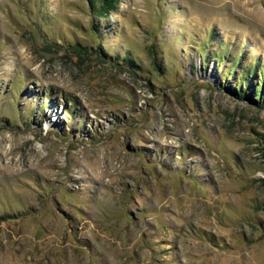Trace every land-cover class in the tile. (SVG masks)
<instances>
[{
    "label": "rangeland",
    "instance_id": "1",
    "mask_svg": "<svg viewBox=\"0 0 264 264\" xmlns=\"http://www.w3.org/2000/svg\"><path fill=\"white\" fill-rule=\"evenodd\" d=\"M206 43L264 60V0H0V264H264V102Z\"/></svg>",
    "mask_w": 264,
    "mask_h": 264
},
{
    "label": "trees",
    "instance_id": "2",
    "mask_svg": "<svg viewBox=\"0 0 264 264\" xmlns=\"http://www.w3.org/2000/svg\"><path fill=\"white\" fill-rule=\"evenodd\" d=\"M116 1L117 0H87L91 12L95 13L98 17H105L110 11H113L115 9ZM94 30L95 32L98 31L97 29ZM205 47H207V43L200 49L201 61L203 60L204 63H207L210 58L214 57V60L220 68H222V64L225 61H229L226 65L224 76L226 75L225 78L232 77L239 72L235 84L239 95L242 97V92L245 91L242 89V85L247 84L253 79L252 87L254 88L253 93L255 95V100L259 103L264 102V60H260L259 58H252L249 60V52L245 55L242 51H239L232 56H230V53L221 52L220 49L206 53L204 52ZM125 60L130 65L133 64V60L129 57ZM237 68H239V70H237Z\"/></svg>",
    "mask_w": 264,
    "mask_h": 264
},
{
    "label": "bare ground",
    "instance_id": "3",
    "mask_svg": "<svg viewBox=\"0 0 264 264\" xmlns=\"http://www.w3.org/2000/svg\"><path fill=\"white\" fill-rule=\"evenodd\" d=\"M52 121V120H51Z\"/></svg>",
    "mask_w": 264,
    "mask_h": 264
}]
</instances>
